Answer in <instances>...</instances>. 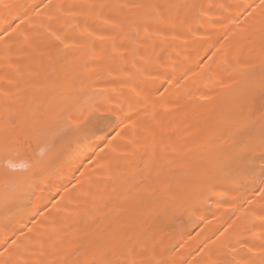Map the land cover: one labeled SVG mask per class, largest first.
I'll return each instance as SVG.
<instances>
[{"label":"bare ground","instance_id":"obj_1","mask_svg":"<svg viewBox=\"0 0 264 264\" xmlns=\"http://www.w3.org/2000/svg\"><path fill=\"white\" fill-rule=\"evenodd\" d=\"M0 264H264V0H0Z\"/></svg>","mask_w":264,"mask_h":264}]
</instances>
